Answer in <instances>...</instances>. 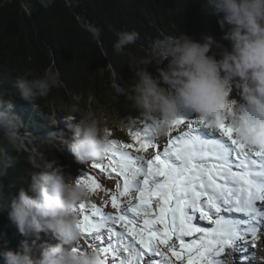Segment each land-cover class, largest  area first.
Masks as SVG:
<instances>
[{
  "label": "clouds",
  "instance_id": "9594fccd",
  "mask_svg": "<svg viewBox=\"0 0 264 264\" xmlns=\"http://www.w3.org/2000/svg\"><path fill=\"white\" fill-rule=\"evenodd\" d=\"M40 3L47 8L53 0ZM201 9L218 18L222 39L230 42V48L208 33L202 34V41L187 33L157 37L150 42V54L132 64L138 67L131 92L115 83L117 94L126 96L157 136H167L188 110L210 121L226 117L250 143H260L264 140V0H206ZM116 35L113 50L117 53L140 38L136 30ZM163 61L167 64L157 66L158 74L149 71ZM60 84L59 70L52 63L41 76L31 71L17 74L14 87L19 99L34 103ZM236 90L247 111L233 103ZM13 108L9 90L0 89V137L9 150L19 149L22 143L21 122ZM77 111L73 106L65 115L72 133L68 150L79 163L103 159L110 146L109 130L92 114L77 119ZM127 120L133 125L137 122L131 116ZM8 167L0 163V176L7 174ZM38 169L27 187H19L18 195L0 190V202L10 201L8 219L25 237L19 250L5 247L0 252L3 264H108L99 249L87 244L78 227L76 209L91 196L87 185L66 175L55 160L44 159Z\"/></svg>",
  "mask_w": 264,
  "mask_h": 264
},
{
  "label": "snow or ice",
  "instance_id": "6c2138e0",
  "mask_svg": "<svg viewBox=\"0 0 264 264\" xmlns=\"http://www.w3.org/2000/svg\"><path fill=\"white\" fill-rule=\"evenodd\" d=\"M143 123L135 144L113 139L92 165L118 183L103 202L115 212L85 202L76 209L88 245L110 264L255 261L258 234L264 239V140L250 143L226 117L183 115L163 143ZM77 180L92 193L102 189L94 176Z\"/></svg>",
  "mask_w": 264,
  "mask_h": 264
},
{
  "label": "trees",
  "instance_id": "16d2710c",
  "mask_svg": "<svg viewBox=\"0 0 264 264\" xmlns=\"http://www.w3.org/2000/svg\"><path fill=\"white\" fill-rule=\"evenodd\" d=\"M201 4L206 0H53L45 8L40 0H0V89L9 90L21 136L53 129L56 121L68 123L65 107L93 100L109 106L118 97L115 83L130 93L138 67L132 64L150 54V42L157 37L187 33L202 41V34L208 33L225 47L230 45L222 39L218 18L208 16ZM132 30L140 38L115 52L116 33ZM52 63L59 70L60 86L34 103L19 99L16 75L31 71L41 76ZM50 148L32 143L27 144L29 151L9 150L0 137V163L9 165L7 174L0 176V190L18 195L19 187H27L31 174L39 170L30 162L31 155L40 152L49 160ZM9 210L10 201L0 202V252L5 247L19 250L25 239L8 219Z\"/></svg>",
  "mask_w": 264,
  "mask_h": 264
},
{
  "label": "rangeland",
  "instance_id": "374dc122",
  "mask_svg": "<svg viewBox=\"0 0 264 264\" xmlns=\"http://www.w3.org/2000/svg\"><path fill=\"white\" fill-rule=\"evenodd\" d=\"M226 47L230 48V45H226ZM157 66L164 67L166 65H164L163 62L160 65H155L153 72L154 74H158L156 73ZM232 100L233 103L239 104L240 106L244 107L246 111L248 110L246 102L242 100L238 90L234 91ZM76 107L78 109V111L75 113L77 119L84 114L94 115L96 118L99 119L102 127H107L110 133V139H114L120 142L121 144H135L136 142L131 139L132 135L145 126L143 123L145 121H143L138 111L131 106V103L126 99V96L123 94L118 95V97L115 98L109 106H105L101 102L93 100L89 103L87 102L86 104L79 103ZM65 108V110L67 111L71 107ZM188 114L198 116V114H195L191 111H183V115ZM129 116L137 119L135 125L130 124L128 122L127 118ZM69 123L70 122L61 124L59 121H56L54 125L55 127L53 129L48 128L44 131H41L39 134L33 131H27L22 136L21 145H23V142H26L30 145L32 143L48 144L49 146H51L50 150L52 151L51 155L48 156L49 160H55L58 165L63 167L65 174L68 175L70 178L78 179L83 174L96 177L98 182L102 185V189L98 190L95 193L90 192L91 196L90 199L85 202L86 205L90 209L91 203H96L98 206L103 207L104 211L106 212H115V210L111 208L110 203L106 207L103 204L105 200H110L111 192L115 191L116 189L118 180L115 178V174H112L111 177L102 176L100 171L92 166L94 162L99 161L101 159H93L84 163H79L75 160L74 156L68 150V144L70 143L72 136V133L69 128ZM175 134H177V131L172 130L167 136H157V138L163 143L171 136H175ZM153 151L154 149H149L147 153L142 152L139 153V155H144L145 157H148L152 154ZM44 159H46V157L44 158L42 153L35 152L31 155L29 160L32 164L38 167L39 163H42ZM79 218L81 217L79 216ZM203 223L207 225V222ZM116 227L118 231H123L119 228V225H117ZM185 239L190 240L191 238L186 237ZM47 240L49 241V243H56L54 239H50L49 237L47 238ZM88 243L89 242L87 241V244ZM113 244H115V240H113ZM251 251L252 250L250 249L249 253H245V255H249ZM255 251L257 257L256 260L245 262V264H264V260L260 259L261 256H264V239H262L259 234ZM110 259L111 257H109L108 262L110 261ZM176 264H182V262L177 261ZM227 264H239L238 255L236 261H234L232 256H228Z\"/></svg>",
  "mask_w": 264,
  "mask_h": 264
},
{
  "label": "water",
  "instance_id": "95a60500",
  "mask_svg": "<svg viewBox=\"0 0 264 264\" xmlns=\"http://www.w3.org/2000/svg\"><path fill=\"white\" fill-rule=\"evenodd\" d=\"M27 144L28 143H26V142H23V145H21L19 148H24V149H26V150H28L29 151V149H27ZM28 145H30V144H28Z\"/></svg>",
  "mask_w": 264,
  "mask_h": 264
},
{
  "label": "bare ground",
  "instance_id": "6f19581e",
  "mask_svg": "<svg viewBox=\"0 0 264 264\" xmlns=\"http://www.w3.org/2000/svg\"><path fill=\"white\" fill-rule=\"evenodd\" d=\"M181 127H183V126H181ZM175 135H177V134H175ZM231 215H233V213L231 214ZM240 214H236V215H233V216H239ZM203 223V222H202ZM204 225H205V223H203ZM205 226H207V225H205Z\"/></svg>",
  "mask_w": 264,
  "mask_h": 264
}]
</instances>
